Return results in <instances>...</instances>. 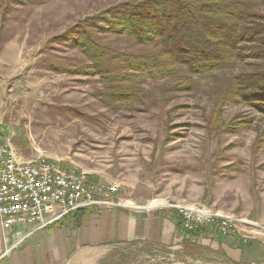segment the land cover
<instances>
[{
    "label": "rangeland",
    "instance_id": "obj_1",
    "mask_svg": "<svg viewBox=\"0 0 264 264\" xmlns=\"http://www.w3.org/2000/svg\"><path fill=\"white\" fill-rule=\"evenodd\" d=\"M123 1L133 0H0V144L12 143L28 159L85 171L91 181L115 186L130 209L199 203L264 225V141L254 125L239 132L209 129L215 95L201 85L172 94L164 106L147 100L131 110L103 102L98 77L74 71L88 60L58 36ZM99 40L119 50L134 44L111 33ZM50 62L67 69L55 71ZM142 85L157 87L151 80ZM237 114L259 119L244 104L224 105L225 121ZM218 234L214 228L197 239L211 250L197 258L182 252L178 235L169 245L107 246L97 264H231ZM249 238L264 245V231ZM239 264H264V258Z\"/></svg>",
    "mask_w": 264,
    "mask_h": 264
},
{
    "label": "trees",
    "instance_id": "obj_2",
    "mask_svg": "<svg viewBox=\"0 0 264 264\" xmlns=\"http://www.w3.org/2000/svg\"><path fill=\"white\" fill-rule=\"evenodd\" d=\"M104 33L129 37L134 42L132 49L101 43L99 35ZM58 39L81 50L88 63L74 71L98 77L103 87L99 97L108 105L140 110L147 100H153L164 106L172 94L201 85L215 95L206 118L209 129L239 132L254 125L264 141V0L123 1L100 15L87 16ZM50 67L67 69L54 62ZM235 68L230 75L222 73ZM147 80L157 87H143ZM229 102L246 105L259 119L237 114L225 121L224 105ZM173 213L177 215V234L182 236V252L197 258L211 251L197 239L214 228L188 229L181 215ZM235 239L242 249L249 245L239 236ZM219 249L225 261L239 264Z\"/></svg>",
    "mask_w": 264,
    "mask_h": 264
},
{
    "label": "crops",
    "instance_id": "obj_3",
    "mask_svg": "<svg viewBox=\"0 0 264 264\" xmlns=\"http://www.w3.org/2000/svg\"><path fill=\"white\" fill-rule=\"evenodd\" d=\"M123 199L126 206L81 208L30 234L28 226L4 228L0 223V264H97L110 245L137 240L169 245L179 239L173 213L177 210L166 205L130 209L129 198ZM217 237L218 246L238 262L264 258V245L259 241L242 249L235 236Z\"/></svg>",
    "mask_w": 264,
    "mask_h": 264
},
{
    "label": "built area",
    "instance_id": "obj_4",
    "mask_svg": "<svg viewBox=\"0 0 264 264\" xmlns=\"http://www.w3.org/2000/svg\"><path fill=\"white\" fill-rule=\"evenodd\" d=\"M115 191V186L91 181L83 170L65 169L44 157L28 159L12 143L0 144V223L4 228L25 225L30 234L81 208L126 206L120 198H110ZM171 207L179 211L188 229L213 227L221 235L240 236L246 243L252 232L264 231L263 224L236 214L235 219L213 217V207L205 204Z\"/></svg>",
    "mask_w": 264,
    "mask_h": 264
},
{
    "label": "bare ground",
    "instance_id": "obj_5",
    "mask_svg": "<svg viewBox=\"0 0 264 264\" xmlns=\"http://www.w3.org/2000/svg\"><path fill=\"white\" fill-rule=\"evenodd\" d=\"M182 207H193V204H185V205H182ZM211 215H213V217L223 216V218H226V219H235V214L222 212L221 210H218L215 208H211Z\"/></svg>",
    "mask_w": 264,
    "mask_h": 264
}]
</instances>
